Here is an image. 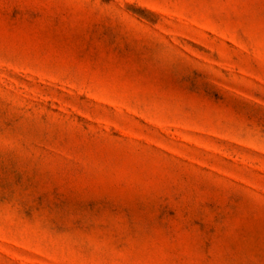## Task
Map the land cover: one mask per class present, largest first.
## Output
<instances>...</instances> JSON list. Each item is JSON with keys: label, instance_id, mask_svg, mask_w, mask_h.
<instances>
[{"label": "rangeland", "instance_id": "374dc122", "mask_svg": "<svg viewBox=\"0 0 264 264\" xmlns=\"http://www.w3.org/2000/svg\"><path fill=\"white\" fill-rule=\"evenodd\" d=\"M0 264H264V0H0Z\"/></svg>", "mask_w": 264, "mask_h": 264}]
</instances>
